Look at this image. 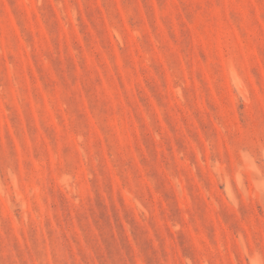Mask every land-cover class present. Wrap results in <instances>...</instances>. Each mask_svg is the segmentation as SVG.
Here are the masks:
<instances>
[{"label": "rangeland", "instance_id": "obj_1", "mask_svg": "<svg viewBox=\"0 0 264 264\" xmlns=\"http://www.w3.org/2000/svg\"><path fill=\"white\" fill-rule=\"evenodd\" d=\"M0 264H264V0H0Z\"/></svg>", "mask_w": 264, "mask_h": 264}]
</instances>
